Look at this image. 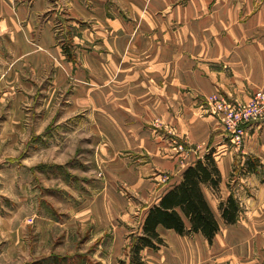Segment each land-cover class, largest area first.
<instances>
[{"label": "crops", "instance_id": "1", "mask_svg": "<svg viewBox=\"0 0 264 264\" xmlns=\"http://www.w3.org/2000/svg\"><path fill=\"white\" fill-rule=\"evenodd\" d=\"M261 87L264 0H0V104L8 101L11 111L6 123L41 111L43 130L53 128L59 123L49 114L66 94L67 118L88 127L99 143L97 162L131 171L126 183L140 196L97 181L101 190L64 222L88 221L82 241L88 250L53 255L120 264L149 208L187 166L213 153L221 182L216 189L203 185V192L220 230L209 242L200 232L181 235L159 226L164 245L144 248L143 264H264V120L249 127L238 149L205 110L210 95L247 99ZM251 157L262 163L258 172H235ZM57 163L40 165L66 162ZM230 195L241 206L235 223H226L220 209ZM44 202L55 218L39 214L40 223H55L58 208Z\"/></svg>", "mask_w": 264, "mask_h": 264}, {"label": "rangeland", "instance_id": "2", "mask_svg": "<svg viewBox=\"0 0 264 264\" xmlns=\"http://www.w3.org/2000/svg\"><path fill=\"white\" fill-rule=\"evenodd\" d=\"M66 96H60L59 105L48 117L54 116L52 122L59 124L45 131L41 111L34 114L30 110L28 116L20 115L6 123L11 112L8 101L0 104V264H88L87 256L64 262L52 257L53 252L88 250V244H82L88 240V221L79 220L75 227L65 226L64 222L76 217L82 205L88 203V196L101 190L96 182L104 178L111 186L116 182L126 196L140 197L126 183L131 171L111 170L97 162L95 149L99 143L92 140L88 127L74 126L67 118L69 114L63 107ZM40 162L66 163L44 168ZM33 165L36 170H32ZM44 200L61 214L53 220L55 223H40L39 214L55 218ZM129 241L120 264H129L128 260L133 264L135 240L132 237Z\"/></svg>", "mask_w": 264, "mask_h": 264}, {"label": "trees", "instance_id": "3", "mask_svg": "<svg viewBox=\"0 0 264 264\" xmlns=\"http://www.w3.org/2000/svg\"><path fill=\"white\" fill-rule=\"evenodd\" d=\"M64 51L70 58L72 57L69 46L65 45ZM261 166L259 158L251 157L242 167H236L235 172L239 171L238 168L245 169L246 173L258 172ZM220 182L221 173L213 153H207L203 158L187 166L179 182L165 192L157 204L149 208L142 233L133 236L135 240L132 247L133 263L143 264L141 251L144 248L158 250L164 245V239L158 231L159 226L173 229L181 235L200 232L209 242H212L220 230V224L204 195L203 185L208 184L216 189ZM220 209L226 223H235L241 212L240 203L233 195H230L226 202L220 203ZM52 257L61 259L63 262L65 259L76 258L58 254Z\"/></svg>", "mask_w": 264, "mask_h": 264}, {"label": "built area", "instance_id": "4", "mask_svg": "<svg viewBox=\"0 0 264 264\" xmlns=\"http://www.w3.org/2000/svg\"><path fill=\"white\" fill-rule=\"evenodd\" d=\"M205 105L219 120L229 142L240 149L249 135V127L264 120V87L250 93L247 99L210 95L205 98Z\"/></svg>", "mask_w": 264, "mask_h": 264}]
</instances>
